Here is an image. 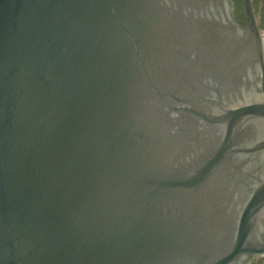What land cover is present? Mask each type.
I'll use <instances>...</instances> for the list:
<instances>
[{"label": "water", "instance_id": "95a60500", "mask_svg": "<svg viewBox=\"0 0 264 264\" xmlns=\"http://www.w3.org/2000/svg\"><path fill=\"white\" fill-rule=\"evenodd\" d=\"M228 4L0 0V264L244 251L230 220L264 103L221 91L240 83L214 51Z\"/></svg>", "mask_w": 264, "mask_h": 264}, {"label": "flooded vegetation", "instance_id": "af4514ba", "mask_svg": "<svg viewBox=\"0 0 264 264\" xmlns=\"http://www.w3.org/2000/svg\"><path fill=\"white\" fill-rule=\"evenodd\" d=\"M228 1L217 32V39L222 38L224 42L214 51L218 52L217 59L226 62L225 67L231 69L225 76L240 79V83L238 87H222L221 91L248 94L254 102L264 103V0H248L251 18L246 10V0ZM216 20L219 22L220 19ZM228 40L230 46L226 45ZM259 129H255L254 139L250 138L245 144L247 148L264 143V127ZM250 164L253 182L236 192L232 212L238 214L230 220L232 230L242 228L247 231V238L244 251L228 264H264V193L253 200L264 185V149L252 157ZM245 212L248 214L244 215Z\"/></svg>", "mask_w": 264, "mask_h": 264}]
</instances>
